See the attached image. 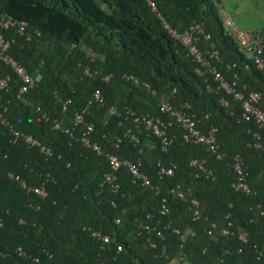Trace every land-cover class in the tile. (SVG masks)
I'll return each mask as SVG.
<instances>
[{"label": "trees", "instance_id": "16d2710c", "mask_svg": "<svg viewBox=\"0 0 264 264\" xmlns=\"http://www.w3.org/2000/svg\"><path fill=\"white\" fill-rule=\"evenodd\" d=\"M218 5L217 0H0V19L25 23L22 33L17 25L0 28L9 42L7 55L34 79L20 100L19 78L0 61V79L8 77L0 111L5 108L14 130L50 150L44 157L13 142L0 125V264L264 262V152L254 146L264 143V133L241 118L239 103L216 90L210 76L195 74L196 65L171 35L200 23L208 35L199 39L201 51L212 45L223 77L235 74L236 86L257 93L258 105H264V74L225 31ZM250 34L259 39L264 57V27ZM95 91L100 102L91 99ZM161 97L173 108L188 104L202 133L215 129L214 152L183 143L175 124L166 128L170 143L164 151L142 126L134 127L127 111L168 119L159 112ZM75 113L82 123L74 125ZM86 124L92 125L88 136L99 154L79 141ZM62 129H71V136ZM109 155L139 159L140 171L158 192L132 183L122 167L114 173L115 190L100 185ZM191 160L202 162L205 171L190 166ZM157 162L173 167V175L158 178ZM238 182L248 193L235 189ZM40 184L43 198L30 190ZM174 185L183 200L168 192ZM161 200L167 210L162 216L156 213Z\"/></svg>", "mask_w": 264, "mask_h": 264}, {"label": "built area", "instance_id": "2783aa9c", "mask_svg": "<svg viewBox=\"0 0 264 264\" xmlns=\"http://www.w3.org/2000/svg\"><path fill=\"white\" fill-rule=\"evenodd\" d=\"M222 23L225 31L229 35H235V37L237 38L240 51L248 54L252 58L255 67L264 74V57L261 53L262 49L259 39L256 36L251 35L250 33L236 29L234 23L232 22V19L225 13L222 14ZM13 25H17V31L19 33H22L23 27L25 26L24 23L16 22L10 17L0 19V28L2 29H6ZM171 35L184 48L186 56L189 57L190 60L196 65L194 69L195 74L198 76H210L212 78V81L215 83L214 88L216 90L221 91L224 95L230 97L232 101H236L239 103L241 109V118L245 121H252L257 125L258 128L262 129L264 133V105H258V94L254 92L245 94L244 86L238 88L236 86L235 74L232 75V79L230 80H227L223 77V75L217 70L215 66V64L218 62V55L217 51L212 47V45H209L207 49L201 51L198 46L199 39H208V35L203 33L202 25L200 23H193L184 33L180 35ZM8 46L9 42L3 40L0 34V61L7 65L19 78L21 85L18 90L17 98L22 100L20 98L21 95L25 94L33 86L34 79L25 72L23 67L17 64L12 58L7 55ZM226 68L228 69L229 67L226 66ZM7 81L8 77L0 79V92L6 90ZM151 93L154 94V91H151ZM173 93L174 91L172 90L171 94ZM91 99L93 101L99 102L101 100L99 94L96 91L92 94ZM226 103L227 102L225 99H220L221 105L226 106ZM189 109L190 107L186 103L179 105L178 108H173L169 103L167 97H161L159 99V112L167 116L168 119L166 121L162 120L158 116H150L147 114L133 116L129 111H127V114L129 116H132V123L134 124L135 128L142 126L144 130L148 131L149 134L157 139L160 148L163 151L170 143V139H168L167 137L166 128L170 127L172 124H175L178 125L181 129V140L183 143L202 144L207 146L209 150L214 152V150L217 148L214 138L215 129L210 127L205 133H202L200 129L197 128V120L195 119V116L189 112ZM4 111L5 108L0 111V125L8 128L13 142L21 141L28 148H36L37 151L44 157L50 155L49 148L43 146L38 140L31 137L29 134L14 130L3 116ZM73 122L74 125L82 123L83 119L81 114L75 113L73 116ZM53 128L58 129V125L55 124ZM61 131L71 136V129H62ZM90 132H92V125L86 124L84 127V131H82L80 134L79 141L84 147L91 149L96 154H99V147L89 140L88 135ZM124 135L127 136L129 141L133 144L138 143V138L133 133H131L130 130H126ZM254 146L264 152V143H262L261 145L257 143ZM106 157L109 165V172L103 175L100 185H108L110 188L115 190L117 188V185L115 184L114 173L118 168L122 167L125 168L130 175L132 183H137L142 187H152L150 186L148 178L140 171L141 162L139 159L130 161L119 160L117 157L112 155ZM216 157L218 158V155ZM189 165L192 167H196L200 171H205L204 167L202 166V162L200 161L191 160L189 162ZM155 167L157 169L156 172L158 178L173 175V167L171 166L164 167L159 162H157ZM233 168L237 174H240L239 160L237 159V157H234L233 159ZM9 177H11V175H9ZM14 179H17V177H14ZM19 184L21 188L25 187V184L22 181H20ZM151 189L155 193L158 192L157 187H152ZM235 189H241L245 193H248L247 187L240 182L237 183ZM30 190L39 198H43L46 195L42 184L31 187ZM168 192L172 197H175L179 200L184 199L183 192L181 191L179 185L172 186L168 190ZM190 204L194 207L192 216L193 219H195L197 217V212L195 210L197 202L192 199L190 200ZM156 213L160 216L167 213V210L163 205V200L160 201V205L158 209H156ZM151 217V215H147L146 219H150ZM141 229L144 231L149 230L147 225H142ZM221 234H226V230H222ZM92 236L98 237L96 233H92ZM155 236L159 239L162 238L160 232H155ZM239 239L242 241L245 240L243 235H240ZM101 241L103 243H106L107 237H101ZM117 250H119V248H117ZM259 256L260 253H258L257 257L259 258ZM261 264H264V262H262Z\"/></svg>", "mask_w": 264, "mask_h": 264}, {"label": "rangeland", "instance_id": "374dc122", "mask_svg": "<svg viewBox=\"0 0 264 264\" xmlns=\"http://www.w3.org/2000/svg\"><path fill=\"white\" fill-rule=\"evenodd\" d=\"M218 9L227 14L236 29L250 33L264 27V0H217ZM232 38L238 43L235 35ZM249 57L248 54H246ZM171 264H175L174 262Z\"/></svg>", "mask_w": 264, "mask_h": 264}, {"label": "bare ground", "instance_id": "6f19581e", "mask_svg": "<svg viewBox=\"0 0 264 264\" xmlns=\"http://www.w3.org/2000/svg\"><path fill=\"white\" fill-rule=\"evenodd\" d=\"M22 23H24V22H22ZM25 24V23H24Z\"/></svg>", "mask_w": 264, "mask_h": 264}]
</instances>
